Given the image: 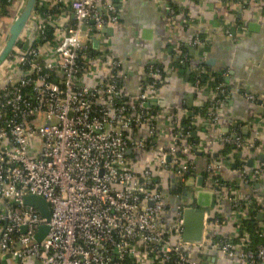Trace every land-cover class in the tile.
Segmentation results:
<instances>
[{"label": "built area", "instance_id": "2783aa9c", "mask_svg": "<svg viewBox=\"0 0 264 264\" xmlns=\"http://www.w3.org/2000/svg\"><path fill=\"white\" fill-rule=\"evenodd\" d=\"M113 1L73 0L68 9L73 23L59 33L54 54L45 59L40 44L50 22L34 13L27 25L32 30L34 22V39L18 54L16 66L29 75L11 79L0 90V258L11 264H201L191 255L205 245L182 240L181 209L171 222L166 220L162 186L172 180L173 185L194 186L203 144L184 131L182 116L162 118L147 107L157 101L161 85L171 86L170 71L149 64L135 92L128 93L121 60L100 53L92 66L89 62L96 35L104 28L115 31L119 23ZM193 45L202 43L196 39ZM91 69L102 74L101 80L87 78ZM194 86L202 89L198 80ZM26 88L32 92L23 93ZM214 92L223 94L219 86ZM243 98L259 102L252 94L243 93ZM217 122L210 105L207 123ZM260 138L256 134L246 142L219 135L213 144L243 152L256 149ZM205 159L203 172L211 178L229 169L227 160ZM239 175L251 187L264 178V163L243 167ZM212 183L214 190L218 183ZM26 196L47 203L48 223L23 205ZM227 200L237 218L235 239L218 240L210 250L246 264H264V246L252 252L248 234L239 236L238 230L264 201L251 191L233 189ZM43 225L48 233L37 242Z\"/></svg>", "mask_w": 264, "mask_h": 264}, {"label": "crops", "instance_id": "0c3cea01", "mask_svg": "<svg viewBox=\"0 0 264 264\" xmlns=\"http://www.w3.org/2000/svg\"><path fill=\"white\" fill-rule=\"evenodd\" d=\"M18 1L20 0L10 1L9 7L13 3L18 4ZM72 1L38 0V14L50 22L47 27L52 30L49 41L42 48L43 59L54 54L55 46L60 42L59 33L68 24L73 23V16L68 12ZM113 3L119 15V23L115 31L100 32L96 35L95 40L99 42V46L97 49H90L91 55L96 54L93 58L105 53L121 60L128 93L135 92L143 70L151 62L155 61L157 63L154 65L165 67L170 71L168 83L171 86L161 85L157 101L149 103L148 109L154 110V113L162 118L173 119L182 116L183 119L186 116H195L194 138L197 142H202L200 149L205 152L203 154L213 157L222 149L213 144L219 135H236L250 142L256 134H261L256 149L238 154L243 163L241 168L252 169L261 163L258 158H264V115L258 114L260 104L247 102L243 93L257 97L264 106V0H114ZM22 4L23 2L13 18L10 11L9 18L0 16V38L3 34L2 24H6L11 18L14 20ZM167 8L173 11L174 16L168 14ZM251 23L256 26L254 30L248 28ZM10 25L9 23L6 28L4 41L7 39ZM34 31L32 22V30L26 41L28 47L34 39ZM196 39H199L202 45H193ZM176 57L177 61L174 62ZM93 58L89 59L91 66ZM208 61H212L209 66L206 65ZM170 64L171 68L168 67ZM181 65L186 66L182 71L178 69ZM200 65L205 68L202 69L204 73H215L219 76L216 86H219L223 94L214 92L216 86L195 90V86L189 82V77L191 73L197 72L196 69ZM89 76L88 79L96 82L102 78V74L96 69H91ZM189 95H192L191 104ZM207 105L215 106L217 124L210 125L207 123V117L195 115L194 110ZM188 107L191 109L188 110ZM190 111L192 115L188 116ZM204 156L197 158L198 176H202L204 171ZM228 161L229 169L220 171L221 179L228 184L222 187L221 191L212 190L204 178L201 187H197L196 183L190 186L191 182H188L186 186L175 185V189L171 191V181L170 185L165 183L162 186L165 196L170 194L179 198L178 203L192 204L191 207L196 206L198 192L212 194L211 207L207 208L205 213L206 222L201 240L205 248L198 249L191 255L200 263L246 264L244 261L214 252L210 250V246L218 240L235 239L234 226L237 218L233 216L227 200L230 189L240 193L251 191L264 201L263 191L255 189L254 185L244 186L239 175L241 168L235 169L232 159ZM260 183L263 184L264 190V178ZM184 189L187 190L185 197ZM174 201L177 202L176 199H173ZM177 209L169 206L167 221L171 222L174 216L172 210L178 212ZM252 214L249 212L246 220ZM255 214L259 236L261 230H264V206ZM259 214H262V217L258 219ZM212 259L214 263L208 261ZM0 264H11V260L0 258Z\"/></svg>", "mask_w": 264, "mask_h": 264}, {"label": "water", "instance_id": "95a60500", "mask_svg": "<svg viewBox=\"0 0 264 264\" xmlns=\"http://www.w3.org/2000/svg\"><path fill=\"white\" fill-rule=\"evenodd\" d=\"M38 0H24L22 7L17 14V16L14 18L13 22L8 28V36H7V42H6V47L4 50V53L0 56V69L3 68L5 64H7L14 56L15 51L17 49V46L21 40L22 34L27 27V25L30 23L31 18L33 16V13L35 12V9L37 7ZM248 28L250 30H254L256 26L254 24H249ZM82 31H84V26L82 25L80 27ZM104 32H110V30H107L106 28L101 29V33ZM92 46L94 49H97L99 46V42L95 39L92 41ZM192 53H194L193 50H191ZM177 61V57L174 59V62ZM157 62L153 61L150 64H156ZM212 63V61L206 62V65L209 66ZM169 68L172 67V64L168 66ZM188 73V72H187ZM29 74H25L20 71H16L14 74L8 72V76L4 77L3 80L0 82V90L4 88L11 79L15 77H21V76H28ZM192 95L188 96L189 99V104L192 103L191 98ZM260 104V107L258 108V114L259 115H264V106H262V102H258ZM191 109L188 107V110ZM192 113L191 111L188 113V116H191ZM129 154V152L127 153ZM169 160V159H168ZM258 160L262 163H264V158H258ZM233 168L235 166L233 165ZM173 182V180L171 181ZM203 185V177L198 176L196 178V186L201 187ZM262 183H257L254 185L255 189H259L261 191L264 190L262 188ZM175 184L172 185L171 191L175 189ZM187 194V190L184 189L183 191V197H185ZM211 193L209 192H198L196 196V206L191 207L192 204H183V203H178L179 198H175L172 195L168 194L165 196L166 203L171 207L179 210L181 209V216H182V240L185 242H193V243H200L202 240V234L204 230V223L206 222V209L211 207ZM182 197V198H183ZM206 197V199H205ZM173 199H176L177 202H173ZM173 202V204L171 203ZM206 204V205H205ZM23 205L25 207L32 208L36 210L43 219L46 220L48 223L50 221V211L48 208L47 203L40 197H35V196H26L23 199ZM168 206V207H169ZM182 207V208H181ZM173 214H175V210H172ZM262 217V214L258 215V219ZM22 232L25 231V228L21 229ZM48 233V226L43 225L41 226L37 234L35 235V240L37 242H40L43 240V238L47 235ZM214 263V259L208 260ZM201 264H206L205 262H202Z\"/></svg>", "mask_w": 264, "mask_h": 264}, {"label": "trees", "instance_id": "16d2710c", "mask_svg": "<svg viewBox=\"0 0 264 264\" xmlns=\"http://www.w3.org/2000/svg\"><path fill=\"white\" fill-rule=\"evenodd\" d=\"M10 1H14V0H0V16L1 17H6V18L10 17V13L8 10ZM38 11H39V9L36 8L35 12H38ZM47 29L48 30L46 31V40L41 42V44H40L41 46L45 45V43L47 41H49L48 39H50L52 30L49 27ZM24 45L25 44L20 45V43H19L17 48L21 47L23 52H25L28 47L25 49ZM34 45H36V43L33 44L32 46H34ZM95 55L96 54H93V55L88 54L87 56L90 58H93ZM39 62L42 63V59H40ZM16 66H17L16 60H13V63L10 66V71H9L11 74L12 73L14 74L17 71ZM183 67L186 68V66L181 65L178 69H180L182 71ZM202 69H205V68H203V66L200 65L197 68L196 73L195 72L191 73V75L189 77V82L192 85H195L196 80H198L199 86L201 88L207 89V88L212 87V84H217L219 82V76L217 74L210 73L208 75V74L204 73V71ZM24 92L31 93L32 91L30 90V88H26L23 90V93ZM208 107H209V105H207L203 108H197L196 110H194L195 115L207 117V108ZM152 112L154 113V110H152ZM194 117L195 116H193V117H187L186 116L185 118H183L181 120V126L184 129V131H190L191 133H194L196 131V125H195V121H194L195 118ZM192 141L195 142L196 139L194 138V139H192ZM238 153L239 152L237 150H235L232 145L226 144L223 146V148L219 152H217V154L214 155L213 158H216L218 160H224V161H226V160L228 161L229 159H232L233 164L236 166L235 169H240L241 166L243 165V163L241 162L240 158L238 157ZM210 156H209V154H207V155L205 154L204 157L207 158ZM198 162H200V161L198 160ZM201 175L203 176L204 180H207V183L209 184L210 187H211V185H210L211 180L213 182L212 184H214V180L217 181L218 185L215 186V190L217 192L221 191L222 187L228 185L227 182L222 180L220 176L215 177V178H211L210 176H208L205 173H201ZM256 220H257L256 214L253 213L248 220L242 221L240 226H238V230H239V234H240L239 236H243L244 234H248L249 243H250L248 248L251 249L252 252H254L257 247L264 245V239L260 238L258 236V233H257L259 231V229H258V224H257Z\"/></svg>", "mask_w": 264, "mask_h": 264}, {"label": "rangeland", "instance_id": "374dc122", "mask_svg": "<svg viewBox=\"0 0 264 264\" xmlns=\"http://www.w3.org/2000/svg\"><path fill=\"white\" fill-rule=\"evenodd\" d=\"M24 2V0H20V1H18V4H17V2L14 4H12V6H10L9 8H8V10L11 12V14H12V18H13V16H14V14H15V12L17 11V8L19 7V6H21V3L22 2ZM9 19L8 20V22H6V24H2V27H1V29L3 30V31H1L3 34H1L2 35V37L0 38V43H2L1 45H0V49L3 47V44H4V40H5V33H6V28L8 27V25H9V23L11 24L12 22H13V19ZM27 30L28 31H26L25 33H24V37H23V39H22V41L21 42H19L20 43V45H22V44H25L24 45V47H25V49L28 47V45H26L27 43H26V41H27V39H28V34L30 33V31H31V28L30 27H27ZM4 41V42H3ZM25 51V50H24ZM23 52V50L21 49V47H19V48H17V50H16V52H15V54H14V60H17L18 59V54H20V53H22ZM12 59V60H13ZM11 60V61H12ZM10 67H9V63L8 64H5L4 66H3V68H1L0 69V82H1V80H3V78L4 77H6V76H8V72L10 71V69H9Z\"/></svg>", "mask_w": 264, "mask_h": 264}, {"label": "bare ground", "instance_id": "6f19581e", "mask_svg": "<svg viewBox=\"0 0 264 264\" xmlns=\"http://www.w3.org/2000/svg\"><path fill=\"white\" fill-rule=\"evenodd\" d=\"M6 42H7V39H6V41H5L4 45H3V47H2L1 50H0V56L4 53V50H5V47H6ZM16 63H17V60H16Z\"/></svg>", "mask_w": 264, "mask_h": 264}, {"label": "flooded vegetation", "instance_id": "af4514ba", "mask_svg": "<svg viewBox=\"0 0 264 264\" xmlns=\"http://www.w3.org/2000/svg\"><path fill=\"white\" fill-rule=\"evenodd\" d=\"M238 152H239V151H238ZM240 153H241V152H239L238 154H240ZM178 187H179V186H178ZM179 188H180V187H179ZM179 188H178V189H179Z\"/></svg>", "mask_w": 264, "mask_h": 264}]
</instances>
